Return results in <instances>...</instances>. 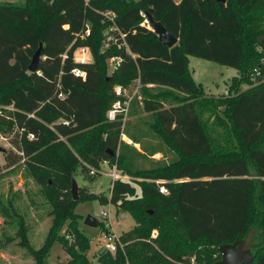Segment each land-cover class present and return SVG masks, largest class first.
Masks as SVG:
<instances>
[{"label":"trees","instance_id":"16d2710c","mask_svg":"<svg viewBox=\"0 0 264 264\" xmlns=\"http://www.w3.org/2000/svg\"><path fill=\"white\" fill-rule=\"evenodd\" d=\"M260 5L264 0L0 2V135L10 137L12 145L3 154L0 175L24 163L38 183L49 184L47 177H53L49 192L61 217L42 254L58 240L67 221L76 245L69 250L73 263L91 264L77 253L87 244L82 249L83 236L75 228V202L69 188L79 166L83 170L85 165L98 168L106 161L133 180H114L108 198L81 190V200L98 199L124 208L139 226L121 235L127 243L123 250L99 254L104 258L102 264H184L194 254L197 260L213 264L220 259L219 245L245 237L250 229L256 230L253 242L259 243L252 249L251 264H264V148L260 146L264 82L238 93L240 82L229 89L230 94L210 100L208 109L200 103L203 87L194 81L188 66L192 55L240 70L245 42L243 18L237 9L249 13ZM108 11L115 12L127 46L102 47L107 25L102 14ZM141 11L151 13L177 43L168 47L160 42L153 30L142 24ZM263 11L250 22L253 34L264 35L259 20ZM86 24L89 34L81 37ZM40 42L37 69L30 72ZM82 46L90 48L91 62L74 60V51ZM111 56L122 60L109 74L107 59ZM255 67L263 77L264 65ZM74 68L84 70L86 78L74 75ZM137 79L142 85L141 98L133 99L128 114L138 107L152 114L150 128H156L162 141L177 153L173 162L159 161L148 168L135 165V158L144 153L134 146L122 147L119 137L127 134L132 143H139V137L125 131L126 122L106 118L116 99L114 85H128ZM160 88L170 93L167 99L174 94L181 96L182 102L164 107L161 101L149 100V91ZM214 107L236 131L238 151L213 152L199 113L202 108L211 111ZM80 139L83 143L75 151ZM183 159L187 162H181ZM157 180L163 181L167 193L159 191ZM255 201L261 210H252ZM38 258L43 261L42 256Z\"/></svg>","mask_w":264,"mask_h":264},{"label":"rangeland","instance_id":"374dc122","mask_svg":"<svg viewBox=\"0 0 264 264\" xmlns=\"http://www.w3.org/2000/svg\"><path fill=\"white\" fill-rule=\"evenodd\" d=\"M0 1L23 4L26 0ZM263 10L264 5H260L256 10L249 13H242L237 9V14H241L243 18L245 42V58L240 70L196 56L190 55L188 57L191 75L195 82L202 85L204 90L200 98V103L205 106L204 108L210 109L208 104L210 100L230 94L229 89L238 86L240 82L239 87H237L238 93L243 92L251 85H259L264 82V76L256 77L254 74L257 64L264 65V35L253 34L249 31L250 22ZM259 20L264 24V11ZM106 45L108 46L103 41L102 47L106 48ZM78 55V51H75L74 57L77 58ZM234 76L236 77L234 78ZM169 96L170 93L164 91V88L151 89L148 93L149 100L161 101L164 107L172 103L180 104L182 102L181 96L172 94V97L167 99ZM204 108L200 109L199 115L211 141L213 152L223 154L238 151L237 133L229 120L216 107L212 108L211 111L204 110ZM153 121L152 114L141 107L135 108L122 121L123 123L126 122L123 126L125 131L128 130L139 137L140 142L132 143L127 134L121 133L119 144L122 147L134 146L144 153L134 160V164L139 167L148 168L159 161L170 163L178 157L177 153L162 141V136L155 131L156 128L155 130L150 128ZM9 140L10 137L0 135V146L6 151L12 148ZM82 143V139L78 140L74 150L80 148ZM260 146L264 148V134L260 140ZM154 150L159 151L153 152ZM3 154L0 152V164L4 163ZM83 160V163L86 162L84 158ZM181 162L187 161L183 159ZM84 167L83 170L82 166H79L75 171L74 179L78 184V198L76 200L72 198V202H75L72 215L77 217L75 220L77 233L83 236V239H80L83 241L82 249L86 247V244L87 248L84 251L77 249V253L85 255L91 264H102L104 258H99V251L104 245V236L112 231L122 235L133 229L135 225L136 227L139 225L135 223V220L124 208L117 207L110 202L104 204L98 199L81 200V190L95 195L102 194L108 198L112 185V169L108 163L101 162L97 168L98 173L93 176L88 172L91 166L85 165ZM6 170L0 175V264H74V258L70 255L69 250L71 243L75 241L67 221L63 223L61 231L57 234L58 240L52 243L48 253L42 254L41 251L47 237L51 238L55 235V223L61 217L59 215L61 212L57 210V203L49 192V185L52 184L53 177H47L49 184L38 183L24 163L15 166L11 171ZM123 176H126L125 180H133L129 174ZM70 188L69 194L71 195ZM254 192H257V189ZM252 210H261L257 201L254 202ZM102 211L109 213L111 224L108 227H102ZM88 214L99 220L97 227L84 224L83 220ZM259 217V215L256 217V224H258ZM147 222L146 220L145 223ZM69 235L71 236L67 241ZM41 256L43 261L38 258Z\"/></svg>","mask_w":264,"mask_h":264},{"label":"built area","instance_id":"2783aa9c","mask_svg":"<svg viewBox=\"0 0 264 264\" xmlns=\"http://www.w3.org/2000/svg\"><path fill=\"white\" fill-rule=\"evenodd\" d=\"M89 0H84L85 3H88ZM144 22L146 21V16L144 14V11L140 12ZM103 21L107 24L105 29L103 30V36L105 43L108 45H114L120 48L122 45L127 46L125 41V33L122 32V30L119 28V26L116 23V14L113 11L103 12ZM144 22L142 23L144 25ZM147 26V25H145ZM89 34V26L86 24V30L83 35H80L83 37L84 35ZM75 51H78L79 55L77 58L74 57V60L77 62H91L92 61V54L90 51V48L88 46H82L77 48ZM74 51V52H75ZM121 57L118 56H111L107 59V70L110 74L114 69H116L121 62ZM110 70V71H109ZM72 73L78 77H81L82 79L86 78V72L80 68H74L72 69ZM254 74L256 77L262 76L261 71L259 68L254 69ZM142 85L139 82V80H133L128 85H121L116 84L113 87L114 95L116 99L111 103L109 108L106 111V118L108 121H116L121 120L124 121L128 115L131 103L134 98L140 99V89ZM59 97H63L62 93H59ZM29 138H32V135H29ZM111 177H112V183L114 180L121 178L125 179L123 175H121L117 170L115 165L111 167ZM98 173V169L95 167H89V174L95 175ZM163 181L157 180L156 183H160L159 185V191L163 194L167 193L166 187L162 184ZM102 225L104 227H108L111 224V220L109 217V213L102 211ZM155 236V232H152V237ZM104 249L111 255H114L119 249L123 250L124 246L127 244L126 242H123L121 240V235L116 234L114 231L111 233H108L104 236ZM184 264H206L204 261L197 260L196 254L192 256L189 263Z\"/></svg>","mask_w":264,"mask_h":264},{"label":"water","instance_id":"95a60500","mask_svg":"<svg viewBox=\"0 0 264 264\" xmlns=\"http://www.w3.org/2000/svg\"><path fill=\"white\" fill-rule=\"evenodd\" d=\"M214 1L221 3L226 2V0ZM144 14L146 16V21L144 22V25H147L150 29L153 30L160 42H162L168 47H172L177 43L178 39L173 34H171L161 22L156 21L151 15V13H149L148 11H144ZM42 46V42H40L38 48L35 50L32 56L28 68L30 72H33L37 69V64L41 56ZM5 151V148L0 146V152L4 153ZM77 192L78 184L73 178L71 181L70 193L74 200L78 198ZM83 222L84 224L92 227H97L99 225V220L91 214L86 215ZM255 233L256 230H253L251 232H248L245 237L235 239L232 243H225L219 245L218 251L220 253V259H218L213 264H251L254 259L252 249L259 245L258 242L254 243L252 240L253 235ZM71 247H75L74 242L71 243ZM103 252H105L104 247L100 249L99 254L101 255L103 254Z\"/></svg>","mask_w":264,"mask_h":264},{"label":"crops","instance_id":"0c3cea01","mask_svg":"<svg viewBox=\"0 0 264 264\" xmlns=\"http://www.w3.org/2000/svg\"><path fill=\"white\" fill-rule=\"evenodd\" d=\"M177 1V0H176ZM1 2V1H0ZM2 2H4V1H2ZM190 56V55H189ZM188 56V57H189ZM193 78V77H192ZM195 81V80H194ZM197 83V82H196ZM123 134V133H122ZM131 142V141H130ZM102 163H106L107 164V162L106 161H103ZM124 177H126V176H124Z\"/></svg>","mask_w":264,"mask_h":264}]
</instances>
